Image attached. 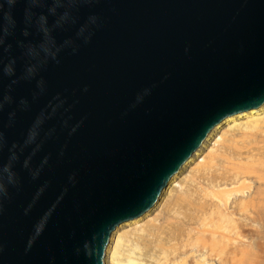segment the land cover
I'll list each match as a JSON object with an SVG mask.
<instances>
[{
	"label": "water",
	"instance_id": "95a60500",
	"mask_svg": "<svg viewBox=\"0 0 264 264\" xmlns=\"http://www.w3.org/2000/svg\"><path fill=\"white\" fill-rule=\"evenodd\" d=\"M263 104L264 0H0V264H103Z\"/></svg>",
	"mask_w": 264,
	"mask_h": 264
},
{
	"label": "rangeland",
	"instance_id": "374dc122",
	"mask_svg": "<svg viewBox=\"0 0 264 264\" xmlns=\"http://www.w3.org/2000/svg\"><path fill=\"white\" fill-rule=\"evenodd\" d=\"M243 136L245 135H237L233 140L234 142L232 141V143L229 144L231 145V149L228 150L229 158L231 156L235 162L238 161V157L244 160L243 163L242 161L241 163L243 164V171H245V173L244 176L241 175L242 177H237L240 178L238 182H236L238 179L234 177V171L232 173L229 165L227 166V160H221V162L217 163L218 166L212 169V171H214L211 172L210 175L203 172L189 173L188 167L183 168L175 181L178 183L185 175H188L187 172L191 178L188 175L187 179L184 178L181 181V187L176 188L177 191L173 192L171 199L167 197L168 195L166 192H163V195L161 194V198L163 200L165 199L164 202H166L164 208L161 209L159 213L155 209L151 212L153 216L156 215L159 228L156 234L150 237L148 241H141L143 244L139 243L140 247L142 246V263L156 264V262L160 260L158 259L160 256L159 253L164 252L165 249V251H167L166 254L168 253V257L171 260V264L173 261L180 263L185 261V263L187 262L186 264H196V260L201 257L202 251L198 249V244H196L197 235L193 234V232L189 234L188 229L191 230L194 227L199 229L198 227L199 224H201V218H203L204 213H206L204 216L205 218L207 215L210 217L212 213H215L214 215L212 214V217L215 218L218 208L216 205L220 206L221 201L222 204L227 201V209L229 208L228 210L233 213L232 217L234 216V218H236L235 220H238L237 224L240 223L242 240H245L248 235H251L253 242L259 240L256 231L260 227L261 218L264 216V135L255 134L250 137L249 135ZM249 138H251L252 141H249ZM254 140H256L255 142L257 144ZM253 143L256 145H253ZM226 144L227 142L225 140H220L216 147L220 148ZM209 146L208 144L206 145L203 153L206 154ZM252 160L254 161L252 162ZM229 162L232 161L229 160ZM248 163L250 165H248ZM192 178L195 181L191 182V180H193ZM215 185H220L221 192L214 188ZM239 200L243 202L241 203ZM215 202L216 204H214ZM239 203H241V205L243 204V206H241L243 208L240 207ZM251 207L253 209H251ZM222 208L224 210L225 207L222 206ZM222 208H219L218 211ZM241 209L243 210L241 211ZM210 210H213V212ZM192 249L195 251H191ZM212 264L222 263L218 260L212 261Z\"/></svg>",
	"mask_w": 264,
	"mask_h": 264
},
{
	"label": "bare ground",
	"instance_id": "6f19581e",
	"mask_svg": "<svg viewBox=\"0 0 264 264\" xmlns=\"http://www.w3.org/2000/svg\"><path fill=\"white\" fill-rule=\"evenodd\" d=\"M236 134L237 135L241 134L245 136L249 135V137L255 134H261L262 136L264 135V104L259 109H256L250 113L239 115V116L232 117L229 119H225L215 128H213L211 132L208 134V136L204 139L202 144L198 147V149L189 157L188 160H186L185 164L173 176V178L166 184L162 193L166 192V194L168 195L167 197L171 199V197L173 196V192L177 191L176 189L177 187L179 188L181 187V181L184 178L187 179V176L189 175V173L203 172L205 174L210 175L211 172L214 171V170L212 171V169H215V167L218 166L217 163L221 162V160H227L226 161L227 166L229 165L230 169L232 170L230 171L232 173L234 171L233 173L234 177L235 179H238L236 180V182H238L240 178H237V177L241 175L244 176V173H245V171H243V164H242L244 160H242L240 157L236 155L238 157V161L235 162L231 156L229 158V153H228V150L231 149L230 148L231 145L229 144H231L234 138L237 136ZM249 139H250L249 141H252L251 138ZM220 140L221 141L225 140L227 144L225 146L217 148L216 145L218 144ZM255 141L256 140H254V142ZM255 143H253V145ZM207 144L210 146L208 147V150L205 154L203 153V150L205 149ZM245 149L248 150L247 148ZM228 159L232 162H229ZM246 160L248 162L247 158ZM253 161L254 160H252V162ZM248 165L250 164L248 163ZM186 167L189 168V173L187 172L188 175H185L177 183L175 179L180 174V172H182L181 170ZM192 181H195V180L193 179L191 180V182ZM214 188L220 191V185H215ZM161 194L158 200L156 201L155 205L147 212V214H145L141 218H137L129 222H126L116 227L111 232L108 245H107L104 257H103V264H147L146 262L142 263L143 261L141 258V252H142L141 247L142 246L140 247V244H143L142 242H146L149 240L150 237H153L159 228L157 217L156 215L153 216L151 212L155 209L159 213L161 209L164 208L166 202H164L165 199L163 200L161 198ZM170 199H167V200H170ZM242 202L243 201H241V203ZM226 203L227 201H225L222 204V201H221V205H220L221 207L216 205L218 208L216 210L217 214L215 218L212 217V214L214 215L215 213L211 214L210 217L212 218H210L208 215L205 218L204 216L206 215V213H204L203 218H201V222H200L201 224H199V227H198L199 229H197V227H194L191 230L188 229L189 234L190 232L191 234L193 232V234L197 235L196 244H198V247H199L197 248L202 251V255L201 257L199 256L200 258L196 260V264H212V261H218V260L222 264H264V250H263L264 248V216L261 218L260 227L256 231V234L258 235L259 240L257 242H253L251 235H248L245 238V240H242L243 239L241 235L242 231L240 230V226H239L240 223L237 224L238 220H235L236 218H234V216L232 217L233 213L228 210L229 208L227 209L228 206L226 205L228 203L227 204ZM241 203H239L240 207L243 206V204L241 205ZM214 204H216V202ZM222 206L225 207L224 210ZM219 208H222V209L218 211ZM251 209L253 208L251 207ZM213 210L212 211L210 210V211L213 212ZM242 210L243 209H241V211ZM191 251H195V250L192 249ZM164 252L159 253L160 256L158 257V259L160 260H158L156 264L170 263L171 260L168 257V253L166 254L167 251H165V249H164ZM179 263L180 262L173 261L172 264H179ZM186 263L185 261H183L180 264H186Z\"/></svg>",
	"mask_w": 264,
	"mask_h": 264
}]
</instances>
